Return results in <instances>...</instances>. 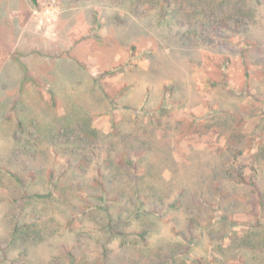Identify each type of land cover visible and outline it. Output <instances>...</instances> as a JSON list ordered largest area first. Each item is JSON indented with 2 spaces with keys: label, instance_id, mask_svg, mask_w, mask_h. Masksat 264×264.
<instances>
[{
  "label": "rangeland",
  "instance_id": "374dc122",
  "mask_svg": "<svg viewBox=\"0 0 264 264\" xmlns=\"http://www.w3.org/2000/svg\"><path fill=\"white\" fill-rule=\"evenodd\" d=\"M68 252L264 264V0H0V264Z\"/></svg>",
  "mask_w": 264,
  "mask_h": 264
},
{
  "label": "trees",
  "instance_id": "16d2710c",
  "mask_svg": "<svg viewBox=\"0 0 264 264\" xmlns=\"http://www.w3.org/2000/svg\"><path fill=\"white\" fill-rule=\"evenodd\" d=\"M67 121V126L68 125H72V124H74V122H73V120H70L69 118H66L65 120H64V122H66ZM88 121V120H87ZM87 125H89L88 123H87ZM49 128V133L50 132H52L54 135H55V132L57 131L58 132V130L56 129V128H52L51 129V127L49 126L48 127ZM110 134V133H109ZM132 144V143H131ZM133 146H134V144H132ZM132 145H127L128 146V148H131V146ZM126 146V145H125ZM128 150H130V149H128ZM127 150H125V151H123L122 153H120V154H118L117 156H116V158H117V162L118 163H120V164H124V165H127V166H129V161H130V156H128L127 157ZM113 159H114V157H113ZM52 176V175H51ZM104 177V176H103ZM234 177H235V179L237 180V182H242L243 184H245V185H248V186H250L252 189H254L255 191H260V186H259V184L258 183H256V180L252 177V176H250V175H248V176H245V175H243L242 173H235L234 174ZM95 180V179H94ZM101 187H102V191L104 192V194H106V193H108V188L106 187V185L104 184V182L102 181V175H101V177H100V179H98V178H96V180H95ZM137 197L138 198H140V196L139 195H137ZM108 198V197H107ZM106 198V199H107ZM150 200H152V197H150V198H148V201H150ZM139 237H141V238H145V234L143 233V232H140L139 233ZM68 254H69V258H70V263L69 264H74V262H75V260H74V256L72 255V253L71 252H68Z\"/></svg>",
  "mask_w": 264,
  "mask_h": 264
}]
</instances>
